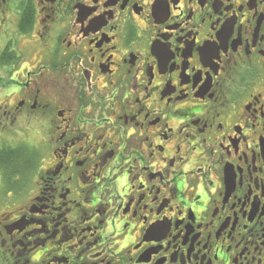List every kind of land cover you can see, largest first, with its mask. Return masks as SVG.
Instances as JSON below:
<instances>
[{
    "label": "flooded vegetation",
    "instance_id": "af4514ba",
    "mask_svg": "<svg viewBox=\"0 0 264 264\" xmlns=\"http://www.w3.org/2000/svg\"><path fill=\"white\" fill-rule=\"evenodd\" d=\"M1 189L0 264H264V0H0Z\"/></svg>",
    "mask_w": 264,
    "mask_h": 264
},
{
    "label": "rangeland",
    "instance_id": "374dc122",
    "mask_svg": "<svg viewBox=\"0 0 264 264\" xmlns=\"http://www.w3.org/2000/svg\"><path fill=\"white\" fill-rule=\"evenodd\" d=\"M6 199H7V201H6ZM8 198L6 197V194H5V197L3 196V194H2V189L0 190V207L2 206V205H5L6 203L8 204Z\"/></svg>",
    "mask_w": 264,
    "mask_h": 264
}]
</instances>
